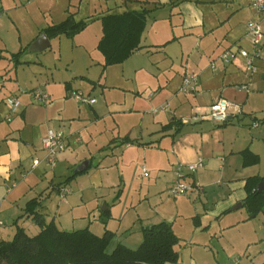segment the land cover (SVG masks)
Wrapping results in <instances>:
<instances>
[{"label":"crops","instance_id":"1","mask_svg":"<svg viewBox=\"0 0 264 264\" xmlns=\"http://www.w3.org/2000/svg\"><path fill=\"white\" fill-rule=\"evenodd\" d=\"M136 1L0 0V60L7 61L0 64V217L4 211L8 215L5 218L10 217L15 225L0 227V238L14 235L17 226L35 229L32 216L24 215L29 200L43 195L39 211L47 222H56L45 201L53 191L60 193L66 204L75 202L71 205L74 212L75 207L86 203V189L98 197L104 182L102 171L109 173L115 167L121 171L118 176L122 179V165H134V174L147 169L148 175L142 174V178L153 173L154 177L145 184L144 199L150 201L154 197L155 202L144 217L138 218L141 233L136 237V223H124L126 211L123 215L110 207L102 210L110 208L111 215L104 223L100 213L98 218L103 225L96 231L114 232L112 249L118 243L138 247L145 227L167 220L180 239V258L166 264H264V209L252 213L245 205L248 179L264 177V39L255 59L258 70L254 74L247 71L240 55L229 63L219 59L226 49L252 50L248 23L258 18L252 0H243L236 7L227 5L229 8L208 18L205 6L227 0ZM182 1H187L186 7L194 13L185 36L174 34L153 42L157 37L147 33L151 11L148 5H177ZM130 10L148 12L141 48L117 63L122 66V84H108L109 68L114 64L105 65V56L98 48L103 36L102 18ZM70 16L76 21L86 20L87 27L74 37L48 36L47 49L36 57L23 58L27 53H37L28 49L49 25L62 23ZM262 25L264 31V22ZM200 47L203 48L196 50ZM17 52H21L18 64L12 58ZM174 58L181 67L170 74L167 70L173 71ZM217 59L219 66L212 69L210 64ZM10 68L15 70L14 76L8 74ZM139 73L144 77L142 81L148 83L135 82ZM186 73L198 75L194 91L181 90ZM129 79L134 82L126 88L123 83ZM89 83L94 89L86 93L81 87ZM97 85L103 87V99L94 92ZM147 87L151 90L142 94L141 90ZM105 88H117L123 96L112 91L106 95ZM76 91L95 97L96 102L76 100ZM128 91L134 95L128 97ZM42 93L49 95L45 103L37 99ZM13 96L21 103L16 110L7 100ZM219 98L241 105L240 113L230 110L224 124L202 117ZM164 105L168 108L163 109ZM106 117L115 119L118 134L113 130L107 144L90 147V139H98L106 131L99 126ZM6 118L9 124L2 125ZM50 129L61 131L66 137V147L58 153L55 167L45 160L43 147V138ZM247 149L260 157L257 163L244 164L243 152ZM93 151L99 152L96 164ZM199 158L203 159L199 168L193 173L185 172L191 189L182 195L172 194L175 167L195 163ZM37 159L40 162L35 165ZM86 159L90 160L89 167L78 172L77 167ZM90 172L87 182L81 179L84 175H78ZM71 175L74 177L69 183L76 190L68 184L57 189ZM122 194L123 190L120 197ZM82 215L84 220L87 212Z\"/></svg>","mask_w":264,"mask_h":264},{"label":"trees","instance_id":"2","mask_svg":"<svg viewBox=\"0 0 264 264\" xmlns=\"http://www.w3.org/2000/svg\"><path fill=\"white\" fill-rule=\"evenodd\" d=\"M147 10H130L112 13L102 18L103 36L98 48L105 56V65L122 63L132 53L141 48V37L147 24ZM86 20L76 21L72 16L59 24H51L45 29L49 37L66 35L74 37L87 27ZM21 52L12 55L18 64ZM226 123V122H225ZM224 124V123H223ZM244 164H255L260 157L247 149L243 152ZM74 177L71 175L58 184L65 186ZM264 177H251L247 182L248 195L245 205L252 213L264 209V191L259 193L255 185ZM28 201L25 214L32 216L40 227L34 235L17 226L11 240H0V264H166L179 261L180 239L171 222L162 220L143 229V240L136 248L118 243L109 251L114 232L106 229L97 234L89 227L78 230H63L54 220L46 221L39 211L42 197ZM110 208L102 212V220L107 222Z\"/></svg>","mask_w":264,"mask_h":264},{"label":"rangeland","instance_id":"3","mask_svg":"<svg viewBox=\"0 0 264 264\" xmlns=\"http://www.w3.org/2000/svg\"><path fill=\"white\" fill-rule=\"evenodd\" d=\"M134 1L135 3H137L136 0H133L132 3H134ZM242 1L243 0L222 1V2H219L222 4H217L216 6H211V4L208 6H205L203 10H204L206 17L208 18L211 15H215L216 13H218L221 9H226L227 7L229 8L231 4H233V6L235 7L239 6L240 2ZM186 2L187 1L178 2L177 5L171 2L168 4H160L156 2H152L149 4L148 2L149 4L148 7L151 9V11L149 12V15H148L149 22L147 25V29H148L147 33L149 32L154 33L155 37L160 38V39H157V38L154 39L153 42H161L162 40H164L163 38H170V36H174V34L183 35V37L185 36L184 32H186L191 27L192 25L191 21H193L194 19L193 18L194 13H192V9H188L186 7L185 5ZM128 3H129L130 8L134 7V5L133 7L131 6L130 1ZM201 29L203 28L201 27ZM202 48L203 47H200L199 49H196V50H201ZM70 49L71 48L68 47V50ZM27 55H34V57H36L35 55H39V53L38 52L37 53H27L26 55L23 56V58H25V56ZM196 55L197 54L195 53L194 57H196ZM174 61L175 62H173V64L171 65L173 71L171 72L170 69L167 70L168 73L170 71V74H175V70L177 69V67H181L179 61H177L175 58H174ZM218 61H219L218 59L215 60L217 66H219V63H220ZM0 64L1 66H3L4 64H7V61H4L2 58V60H0ZM121 67L122 66L119 64H114V66H111V68H109L108 73L111 78L109 79L108 84H112L113 82L114 84H122V81L124 79L120 77L122 73ZM95 69L96 68H93V71H95ZM9 71H10L8 73L9 75L14 76L16 73L14 72L15 70H13L12 68H10ZM105 76H106V73H105ZM143 78L144 77L142 76V73H139L137 78L135 79V82L137 81L138 84H140L141 82L143 84L148 83L146 82V80L142 81ZM133 82H134L133 79H129V80H125L123 84L124 86H126V88H129V87L131 88ZM81 88H83V91H85L86 93L94 89L90 85V83L87 84L86 87L83 86ZM102 90H103L102 86L100 85L96 86V90L94 92L96 96H98L99 98L102 97ZM150 90L151 88L147 87L146 89H142L141 92L142 94L143 93L147 94ZM110 91H112L111 93H117L118 95L123 96L122 94L123 92H121V90L117 88L116 89L114 88L106 89L105 88L106 95ZM133 95L134 94L132 92L130 91L127 92L128 97H132ZM2 97L3 95L0 94V100ZM87 107L90 109L88 105ZM114 120L115 119H113V117H106L100 121L99 126L105 128L106 131L100 137L101 139L100 138L90 139V147H100V146H103L104 144H107L110 141L111 133L113 132V130L117 131V128H115L116 126H114ZM8 121L9 120L7 121L3 120L1 124L2 125L9 124ZM87 133H88L87 135L90 134L89 130L87 131ZM117 134H118V131L115 133V135ZM87 140L89 141V139ZM91 153H92L91 156L94 157L93 163L94 164L98 163L99 162V155H98L99 152L93 151ZM134 167H135L134 165L132 166L129 165L126 168L122 165V168H123L122 172L124 173V175H122V179L119 178L118 176V173L121 171H118L117 168L115 167L109 173H107L108 170L102 171L104 182L100 184L101 187L98 190V194H97L98 197L94 195L91 189L89 190L86 189L85 190L86 203L82 204L80 207L78 206L75 207L74 212H71V205L76 204L75 202L72 204H69V203L66 204L63 201L64 200L63 197H61L60 193H58L57 191H53L51 194H49L50 196H48L45 199V201H47V206H48V209L50 210L51 216L53 217L56 216V222L59 228L63 230H78V229L89 227L91 230L97 233L96 230L99 227H102L103 225L98 217L100 213H102V210L104 208L110 207L111 209H113L114 213H121L123 215L126 213L127 214L125 218L126 221L124 223L128 222L127 224H130L133 220L136 223L135 229L139 230L138 232H133L134 233L133 237H136L137 235H139V233H141L140 232L141 222L138 220V218L144 217V215H146L147 210L155 202L154 197H151V199H149L150 201H147L146 199H144L145 194H146V190L144 188L145 184L146 182L149 181V179L154 177V175L153 173L149 172L150 177L145 176V178L144 177L142 178V174L144 173V171H141L139 173L136 172L134 174V171L132 169ZM91 173L92 172H90V174H78V175L79 177H81L80 175H84L83 178L81 179L82 181L87 182L88 179L90 180ZM98 179H100V175H98ZM113 180H115V183H112ZM67 184L69 188H71L74 191L76 190V188L72 184L70 183H67ZM142 187H143V190H142ZM122 190H123V194L120 197V191L122 193ZM70 195L71 193L67 194L66 198L70 197ZM85 212H87V215H85L86 218H84L83 220L82 213H85ZM4 215H5V212L3 211V217H0V219L3 222H5V224L0 225V227H10L11 225H14L13 221L10 220V217L5 218V216H8V215H5V216ZM125 228L126 227H124V229ZM38 230H39L38 225L35 226V229H31L27 227V231L31 235L36 234ZM104 232L105 230L101 231L100 234H104ZM13 236L14 235H11V237H3V238L5 240H11ZM112 244L109 247V251L112 250Z\"/></svg>","mask_w":264,"mask_h":264},{"label":"built area","instance_id":"4","mask_svg":"<svg viewBox=\"0 0 264 264\" xmlns=\"http://www.w3.org/2000/svg\"><path fill=\"white\" fill-rule=\"evenodd\" d=\"M252 8L258 18L252 19L248 23V33L251 35L253 48L252 50H247L244 48H239L237 51L232 49H226L223 51L219 59L224 63L231 62L237 55L243 57L247 71L250 74H254L258 70L255 59L259 55L261 48V43L264 39L263 25L264 22V0H252ZM212 69L216 68L215 61L210 64ZM198 75L194 73H186L183 79V84L181 87L182 91H194L198 83ZM74 98L80 102L94 104L96 98L84 94L82 91H76L74 93ZM38 101L45 103L49 99L47 93H42L38 96ZM8 103L12 110H16L20 106V101L17 97H9ZM168 105H164L163 109H167ZM234 109L236 112H241V105L232 102L226 98H219L214 101L209 107L208 112L203 114V118H210L213 122L218 124H223L228 121L230 110ZM43 147L46 150L45 160L49 165L55 167L57 164L58 153L66 147V137L61 131L50 129L47 135L43 138ZM40 161L37 159L34 164H38ZM203 163V159L199 158L198 161L191 164H179L175 167V177L173 179L172 185L170 187V192L174 195H182L187 193L191 187L185 181V172H195L199 166ZM144 175H148L147 169H143Z\"/></svg>","mask_w":264,"mask_h":264},{"label":"water","instance_id":"5","mask_svg":"<svg viewBox=\"0 0 264 264\" xmlns=\"http://www.w3.org/2000/svg\"><path fill=\"white\" fill-rule=\"evenodd\" d=\"M49 46H50V39L48 35L44 32L30 45L28 50L34 52H40L47 49ZM89 164H90V160L86 159L77 167L76 170L78 172H83L89 167ZM263 191H264V181L260 182L257 186V192L261 193ZM239 206H242V203H240Z\"/></svg>","mask_w":264,"mask_h":264}]
</instances>
